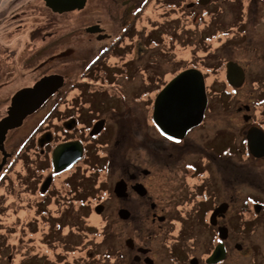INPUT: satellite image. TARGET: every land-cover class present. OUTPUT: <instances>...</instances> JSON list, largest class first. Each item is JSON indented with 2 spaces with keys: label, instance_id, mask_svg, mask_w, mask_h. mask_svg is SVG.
I'll return each instance as SVG.
<instances>
[{
  "label": "flooded vegetation",
  "instance_id": "af4514ba",
  "mask_svg": "<svg viewBox=\"0 0 264 264\" xmlns=\"http://www.w3.org/2000/svg\"><path fill=\"white\" fill-rule=\"evenodd\" d=\"M232 2L240 4L238 15L232 14ZM263 2L0 0V236L5 246L16 239L25 254L15 261L17 250L7 252L6 246L0 264H22L32 258L28 254L38 260L65 257L61 264H264V237L259 235L264 228V136L259 132L264 134ZM254 4L257 15L252 18ZM173 10L190 26L192 64L137 99L135 50L149 39L151 15ZM241 48L248 54L240 62L220 57L226 49ZM229 62L244 72L238 87L231 81L241 78L237 71L229 78ZM187 69L203 74L208 102L201 124L179 140L156 124L154 104ZM221 83L227 92L249 83L256 87L254 103L232 107L236 126L223 90L217 91ZM11 114L18 120L5 125ZM252 128L255 140L250 142ZM75 143L81 158L56 172V149ZM80 168L86 178L79 183L83 179L88 191L66 176ZM98 173L115 176L113 216L121 232L111 231L114 220L103 219L107 206L95 195L98 182L89 178ZM121 181L126 190L119 197L115 186ZM90 190L94 195H86ZM90 197L98 199L88 202ZM76 201L102 218L96 247L44 243L51 233L49 215L53 219L68 208L76 210ZM39 220L47 229L43 233L33 225ZM13 228L25 229L24 234ZM217 249L219 260L209 262Z\"/></svg>",
  "mask_w": 264,
  "mask_h": 264
},
{
  "label": "rangeland",
  "instance_id": "374dc122",
  "mask_svg": "<svg viewBox=\"0 0 264 264\" xmlns=\"http://www.w3.org/2000/svg\"><path fill=\"white\" fill-rule=\"evenodd\" d=\"M264 4V2H263ZM264 7V6H263ZM232 14L238 15L240 13V4H234L232 2ZM251 17L255 18L257 15V6L254 4L251 6ZM177 12L173 10V12H165V15L162 16L158 15H151L150 22H147V26L149 29V39L145 41L144 39L141 43L140 48H136L135 50V62L133 65L134 70V78L136 83V93L135 97L137 99L142 95L144 91L152 90V94L162 86L165 82H167L174 74L178 72L182 67L192 64V42L193 37L190 30V26L186 24L185 16L181 19L176 17ZM264 14V13H263ZM148 36V35H147ZM199 39V37H198ZM242 47V46H241ZM198 49H200V40L198 42ZM245 54H248L244 48L240 50L237 49H226L224 50L220 57L222 59H232L235 57L238 61L241 59L240 57H244ZM240 62V61H239ZM203 71V68H200ZM206 70H204L205 72ZM209 88H211L212 83L211 81H207ZM255 86L249 83V86L246 88L244 87L241 90H234L231 89V92H227L226 86L221 83L220 86L217 88V91L223 90V99L224 105L228 108L231 107L232 114L228 115L231 118L232 126L238 125V121L236 119V112H233V108L235 104L239 102H252L257 99V92L255 91ZM250 91V92H249ZM253 93L251 96L250 94ZM210 95V94H209ZM211 102V101H210ZM210 110V108H209ZM232 140V139H231ZM220 150H223V145H219ZM192 158V155L190 156ZM40 165L42 167H47V162L45 160H40ZM262 165L264 167V161H262ZM85 172L83 168L77 170L76 173H69L66 176L70 177L72 181L76 184L83 185L85 191H88V186L83 182L80 184V178H86ZM73 176V177H72ZM90 179H94V181L98 182V189L95 192V195L98 196L100 199H103L104 202H101L105 206H107V212L103 219H108L109 221L114 220L112 228L115 230V233L122 231V224L115 220L113 213L115 212V208L117 207V201L114 194L111 192V188L113 186V182L115 180V176L113 174L106 175L105 173H98V175H92L89 177ZM33 191H37L36 185L32 184L29 185ZM91 190L86 193L90 194ZM84 195L83 193H81ZM94 195L93 193H91ZM81 195V196H82ZM98 197H90L88 198V202L90 200H97ZM79 204L78 207L76 205ZM76 208V210L72 208H68L66 212L62 215L59 212L58 216L55 218H51L49 215V220L51 223V229L49 232V238L44 243L51 246H62L64 242L69 243L68 247L77 244V243H84L86 247H96L98 242L99 232L101 230V217L96 216V213L91 212L90 208L85 206L86 203L76 201L72 204V206ZM88 205V204H87ZM57 213V212H56ZM34 227L40 233L45 232L47 229H43L42 221L39 220V224L34 222ZM28 226V225H27ZM42 226L40 229L39 227ZM2 229V226L0 227ZM9 226H6L7 231ZM25 229L21 228H13L12 232L21 231L24 234ZM56 231V236L61 240L58 241L55 238L53 232ZM259 235L264 237V228H261L259 231ZM116 240V237H114ZM113 241V239H112ZM16 239L8 241L6 246L9 248L7 252L12 251V247H14L17 251V255L20 258L15 257V261L20 260L24 257L25 254L21 251V248L15 245ZM114 242V241H113ZM53 244V245H52ZM4 243V237L0 236V256L4 255L5 250L7 249ZM28 250L35 249L37 250V246H30V244H26ZM40 252L45 253L46 249H42L39 246ZM69 249V248H67ZM57 250V249H56ZM52 254L53 252H48ZM29 257L33 255L28 254ZM32 258L22 259V264H40L43 262L44 264H61V262L65 259V257L59 256V260H55L54 257L49 255V258L46 256H41L38 260H34ZM65 264V263H64Z\"/></svg>",
  "mask_w": 264,
  "mask_h": 264
},
{
  "label": "water",
  "instance_id": "95a60500",
  "mask_svg": "<svg viewBox=\"0 0 264 264\" xmlns=\"http://www.w3.org/2000/svg\"><path fill=\"white\" fill-rule=\"evenodd\" d=\"M75 8V7H74ZM67 10H73L67 9ZM229 78L234 71L238 72L241 78L238 83L232 82L235 87L242 84L244 72L234 62L227 64ZM37 89L35 87L33 90ZM207 94L205 80L203 74L198 69H187L176 75L157 95L154 104L153 118L162 132L175 139H183L187 132L192 128L201 124L207 107ZM12 117L5 121V125H11L14 120H18V116L11 114ZM254 129L249 131V141H253ZM261 135L264 136L263 132ZM253 144V143H252ZM260 147V143H259ZM261 148V147H260ZM82 156V149L75 144H65L59 146L54 155V166L56 172L69 169ZM138 189L145 188L137 184ZM135 187V188H136ZM126 184L121 181L115 186V192L119 197L124 196ZM97 211L101 212L103 207L97 206ZM121 215L126 213L124 210ZM219 251L217 249L215 255L209 260L215 263L219 260Z\"/></svg>",
  "mask_w": 264,
  "mask_h": 264
},
{
  "label": "trees",
  "instance_id": "16d2710c",
  "mask_svg": "<svg viewBox=\"0 0 264 264\" xmlns=\"http://www.w3.org/2000/svg\"><path fill=\"white\" fill-rule=\"evenodd\" d=\"M214 75H215V73H212V74H211V77H214ZM92 199H93V198H92ZM94 201L96 202L97 200H90L89 202H94ZM45 254H47V253H45Z\"/></svg>",
  "mask_w": 264,
  "mask_h": 264
}]
</instances>
